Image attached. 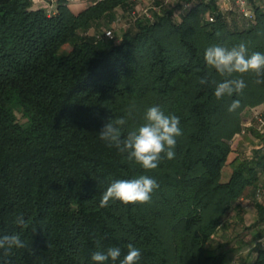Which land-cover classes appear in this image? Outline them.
<instances>
[{"label":"trees","instance_id":"obj_1","mask_svg":"<svg viewBox=\"0 0 264 264\" xmlns=\"http://www.w3.org/2000/svg\"><path fill=\"white\" fill-rule=\"evenodd\" d=\"M175 2L155 0L149 15L134 16L130 0H99L79 14L65 0L54 14L33 0H0V237L18 234L26 245L0 249V264H95L92 254L108 247L121 257L106 264H120L129 243L141 250L138 264L233 263L229 243L214 237L248 190L264 186V134L249 127L262 146L233 155L264 83L245 74L242 94L217 100L215 85L199 80L209 46L244 42L264 53V11L257 5L256 20L240 22L218 0ZM119 8L132 18L108 37ZM233 100L240 107L230 113ZM151 106L178 116L182 135L174 159L144 170L99 133L123 117L126 134ZM141 175L159 184L150 203L101 206L113 180ZM256 206L262 223L264 202ZM20 215L28 227L15 223ZM256 251L241 264H264V248Z\"/></svg>","mask_w":264,"mask_h":264},{"label":"clouds","instance_id":"obj_2","mask_svg":"<svg viewBox=\"0 0 264 264\" xmlns=\"http://www.w3.org/2000/svg\"><path fill=\"white\" fill-rule=\"evenodd\" d=\"M219 35V33H217ZM264 36V31L257 33ZM204 61L208 72L199 80V83L215 85L214 95L217 100L225 95L231 97L242 94L247 87L243 76L253 73L256 83H264V53L252 52L249 54L244 42L231 48L212 45L205 49ZM212 70L221 77L218 82L212 75ZM240 107L239 100H233L228 108L230 113ZM136 109L133 103L128 109V117L133 116ZM144 123L139 127L128 130L125 134L126 119L116 118L109 120L99 133L100 140L109 148L126 155V160L141 166L144 170H155L163 158H175L176 138L182 135L180 119L174 114H166L160 106L148 107L143 116ZM159 188L157 181L149 176L141 175L135 179L113 180L102 195L101 206H107L110 200L119 201L125 205L147 204L151 202L152 193ZM15 223L18 226L28 227L23 215L17 216ZM99 245V241H97ZM26 245L18 234L0 237V249L5 255L11 254L13 249H23ZM121 257L119 247H108L106 251H96L91 259L95 264H106L109 259L115 262ZM141 259V250L129 243L127 254L120 260V264H138Z\"/></svg>","mask_w":264,"mask_h":264},{"label":"crops","instance_id":"obj_3","mask_svg":"<svg viewBox=\"0 0 264 264\" xmlns=\"http://www.w3.org/2000/svg\"><path fill=\"white\" fill-rule=\"evenodd\" d=\"M65 1L73 13L79 14L99 0ZM218 2L224 9H230L233 6V2L229 0H218ZM33 5L35 8H43L47 11L51 8L57 10L59 0H33ZM120 9L122 8L118 9V13L120 12ZM251 118L252 111L246 116L244 123L249 122ZM258 138L259 137L251 131H248L246 134L237 135L234 142V151L236 150L237 152L233 153V155L240 154L239 152H241L237 146L240 147V150L246 149L247 147H255V149L259 148ZM255 190L256 188L248 190L245 196H248L250 200H248L245 205L239 202L240 207L231 208L219 230V236L223 235L224 237L226 234H229V237L232 236L231 238L222 240L221 242H231L229 247L233 248V251L230 253V256L233 255L231 260L232 262L235 261V264H241L246 260L254 261L257 258L256 248L258 246L264 248V233L262 235H256L257 231H264V222L259 223V215L256 206L257 200H251V198H254L255 196ZM239 203L237 202V205Z\"/></svg>","mask_w":264,"mask_h":264},{"label":"built area","instance_id":"obj_4","mask_svg":"<svg viewBox=\"0 0 264 264\" xmlns=\"http://www.w3.org/2000/svg\"><path fill=\"white\" fill-rule=\"evenodd\" d=\"M151 1L153 4L147 9H145V11L142 14L145 13L149 15L150 9L157 8L154 4L155 0H151ZM229 1L233 2V6L230 9H234V11H237L242 18L248 21L253 22L256 20V8L255 7L257 5L261 7V9L264 11V0H229ZM230 9H227V10H230ZM48 13L54 14L56 13V9L51 8L48 10ZM132 14L135 16L136 12L133 11ZM208 18L210 20L214 19L212 16H209ZM117 21H120V20L118 19ZM105 35L108 37H113L114 36L113 30L112 29L106 30ZM249 127H254L258 133L264 134V103L253 109L251 120L249 122L244 123V128L240 134H246L247 129ZM258 142H259V147H261L262 142L260 138H258ZM255 198H257L259 202H264V186H261L257 189ZM243 200L244 198L242 197L239 202H242Z\"/></svg>","mask_w":264,"mask_h":264},{"label":"rangeland","instance_id":"obj_5","mask_svg":"<svg viewBox=\"0 0 264 264\" xmlns=\"http://www.w3.org/2000/svg\"><path fill=\"white\" fill-rule=\"evenodd\" d=\"M130 1L132 2V9H133V11L136 12V15L137 14H142L145 11V9H147L148 7H150L153 4L151 0H130ZM164 1L166 3H176L175 2L176 0H164ZM133 11H131V14L133 13ZM127 12H128L127 9H125V10L124 9H120L119 18H118L120 21H117L118 20L117 19L115 21V23H113V25H112V27H113L112 28L113 29V33L115 32L117 35H120L122 33V30L127 26L126 23H125L126 22V19L127 20H130L132 18V16L129 13H127ZM238 20L241 22L242 20L244 21V18H242L241 16H239ZM90 31H91V33H93V30L92 29ZM19 117H20V120L21 121H25L26 120L24 117H22V115L20 113H19ZM237 147L239 148V151H241L239 153L242 156H245V157H252L253 156V153H254L253 152L254 151L253 149H255V147H253V148L247 147L246 149H241V150H240V147L239 146H237ZM235 152H237V151L235 150L234 153ZM231 170H232V168H231L230 164L228 163L227 166L224 169V177H226L227 175H229ZM243 198H244V200L241 203L243 205H245L246 202L248 200H250V198H248V196L247 197L244 196ZM251 200L252 201H255V200H257V198H255V196H254V198H251ZM219 233H220V231H218V233L215 235L214 242L216 240H217V242L218 241H222V240H227L228 238H231L232 237V236L229 237V234L224 235V237H223V235H220L219 236ZM230 243H229V245H230ZM232 256L233 255H231V257ZM235 263L236 262L233 261L232 264H235Z\"/></svg>","mask_w":264,"mask_h":264}]
</instances>
